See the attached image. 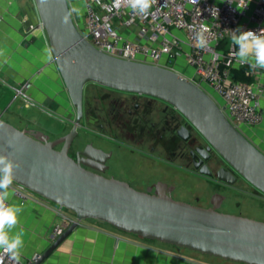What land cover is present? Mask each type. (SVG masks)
I'll list each match as a JSON object with an SVG mask.
<instances>
[{
    "label": "water",
    "instance_id": "95a60500",
    "mask_svg": "<svg viewBox=\"0 0 264 264\" xmlns=\"http://www.w3.org/2000/svg\"><path fill=\"white\" fill-rule=\"evenodd\" d=\"M37 21L53 49V62L67 90L71 130L55 139L19 128L0 113V155L19 164L14 181L74 213L75 220L27 264H43L86 219L106 222L143 239L245 264H264V221L203 207L171 197L163 190H139L83 167L68 153L78 134L84 87H105L147 94L175 106L229 165L215 176L229 186L238 178L264 194V151L226 115L210 90L162 65L105 53L82 34L69 16V0H34ZM68 17L65 22V17ZM63 142L58 149L55 146ZM159 188V185H157ZM221 198H219L220 200Z\"/></svg>",
    "mask_w": 264,
    "mask_h": 264
},
{
    "label": "built area",
    "instance_id": "2783aa9c",
    "mask_svg": "<svg viewBox=\"0 0 264 264\" xmlns=\"http://www.w3.org/2000/svg\"><path fill=\"white\" fill-rule=\"evenodd\" d=\"M69 3L71 9L81 10L82 25L76 13H72L74 21L99 50L181 73L210 90L227 117L238 127L257 125L262 121L260 96L263 89L254 82L236 79L232 74L236 49L230 37L231 31L237 28L264 35L261 31L264 30V0H200L198 5H191L188 0H156L147 17L136 15L123 3L117 12L112 8L113 0H69ZM202 24L209 29L206 36L210 41V46L204 50L196 47L193 31ZM29 27L43 29L40 22L30 23ZM228 41L229 47L223 48ZM218 52L223 53V58L214 60L213 56ZM187 68L193 72L188 73ZM252 72L248 69L245 74L251 77ZM30 86V80L14 86V98L25 97ZM11 187L14 196L23 202L55 203L15 181ZM65 209L57 204V212L62 218L54 228L55 235L61 234L76 219L74 213L69 215ZM0 259L3 264L28 263L14 261L2 251Z\"/></svg>",
    "mask_w": 264,
    "mask_h": 264
},
{
    "label": "crops",
    "instance_id": "0c3cea01",
    "mask_svg": "<svg viewBox=\"0 0 264 264\" xmlns=\"http://www.w3.org/2000/svg\"><path fill=\"white\" fill-rule=\"evenodd\" d=\"M37 21L34 0H0V113L10 114L19 128L41 130L37 118L30 108L54 115L65 123L66 114L73 107L67 101V90L59 71L52 61L46 59L45 49L50 48L45 30L31 29L30 23ZM182 35L180 31H175ZM230 42L222 47L227 49ZM246 71L251 69L248 65ZM236 65L233 67H241ZM253 70V69H251ZM192 73L191 68H187ZM252 82L263 89L260 96L262 121L257 125L241 126L243 132L264 151V69H255ZM30 80L31 86L25 97H15L14 86ZM20 98L17 102L15 99ZM60 110L66 113H61ZM11 122V121H9ZM9 204L23 207L18 229L24 230V248L21 258L30 262L52 242L55 226L61 221L57 204L21 201L10 188ZM69 215L71 211L65 210ZM17 229V230H18ZM43 264H209L191 256L162 246L155 240L143 239L134 234L115 229L110 224L86 219L66 237Z\"/></svg>",
    "mask_w": 264,
    "mask_h": 264
},
{
    "label": "flooded vegetation",
    "instance_id": "af4514ba",
    "mask_svg": "<svg viewBox=\"0 0 264 264\" xmlns=\"http://www.w3.org/2000/svg\"><path fill=\"white\" fill-rule=\"evenodd\" d=\"M61 113H66L60 110ZM73 116V113L66 114ZM68 129L52 136L46 131L35 130L55 140L67 134ZM63 142L55 147L60 149ZM68 153L88 170L108 178L128 182L139 190L155 193L165 191L171 197L191 204L220 209L225 195L216 191L204 203L202 197L194 198L176 194V185L167 178H157L146 183L133 170H145L148 159L158 161L161 167L175 173H186L229 186L200 170H209L215 176L219 169H229L228 163L212 148L191 122L172 104L143 93L125 91L88 82L84 87L83 110L78 134L69 146ZM132 156L136 165L127 161ZM249 184L238 178L235 185ZM159 185V188H157ZM233 185V186H235ZM230 186V187H233ZM219 198H221L219 200Z\"/></svg>",
    "mask_w": 264,
    "mask_h": 264
},
{
    "label": "clouds",
    "instance_id": "9594fccd",
    "mask_svg": "<svg viewBox=\"0 0 264 264\" xmlns=\"http://www.w3.org/2000/svg\"><path fill=\"white\" fill-rule=\"evenodd\" d=\"M126 6L136 15L147 17L150 14V9L156 0H113L112 8L117 12L121 5ZM191 5H198L200 0H188ZM111 10V9H109ZM72 13L81 14V10L73 7L69 16ZM68 17H65L67 22ZM195 33L196 47L204 50L210 46V41L206 36L209 31L206 25H200L199 28L193 29ZM264 31V30H261ZM231 43L235 47L234 57L237 66L248 65L251 69H264V35L252 30H241L237 28L231 31ZM46 59L53 60V49L46 48ZM0 55H3L0 52ZM223 53L218 52L213 56V59H222ZM19 167V164L9 159L5 155H0V251L8 254L14 260L19 261L22 250L24 248V230L18 229L19 216L23 212V207L15 204H9L10 188L14 181V170ZM18 229V230H17ZM0 264L3 260L0 259Z\"/></svg>",
    "mask_w": 264,
    "mask_h": 264
},
{
    "label": "rangeland",
    "instance_id": "374dc122",
    "mask_svg": "<svg viewBox=\"0 0 264 264\" xmlns=\"http://www.w3.org/2000/svg\"><path fill=\"white\" fill-rule=\"evenodd\" d=\"M75 5L79 7V4L77 2H75ZM77 20L79 21V24L82 25V14L77 15ZM12 92L14 94L13 90ZM19 99L20 98L15 99V102H17ZM29 111L32 117L37 118V123L39 124V126H41L40 128H42L52 136H57L68 129V124L64 127V129H62L61 122L56 119L54 115L44 113L34 107H31ZM1 115L3 119L11 121L10 123L13 122L19 124V122L10 114ZM126 159L132 165L140 163L130 155ZM161 166L162 164L158 161L148 159V161L145 162V170H133V172L143 177V180H145L146 183H150L161 177L167 178L170 182L176 185L178 189L176 194L190 197L191 199L194 198L195 195H199L202 197L204 203H207L212 193L219 191L220 193L225 195V199L220 206V211L233 214H241L246 217L264 221V194L260 193L254 186L250 184H240L233 187L223 186L202 177L188 175L182 172L175 173L172 171H168ZM157 242L162 246L169 247L177 252L184 253L186 256H191L200 262L209 264H245L202 254L197 251L165 244L159 241Z\"/></svg>",
    "mask_w": 264,
    "mask_h": 264
},
{
    "label": "trees",
    "instance_id": "16d2710c",
    "mask_svg": "<svg viewBox=\"0 0 264 264\" xmlns=\"http://www.w3.org/2000/svg\"><path fill=\"white\" fill-rule=\"evenodd\" d=\"M246 73V67L241 66V67H232V74L236 79L247 81V82H252V78Z\"/></svg>",
    "mask_w": 264,
    "mask_h": 264
}]
</instances>
